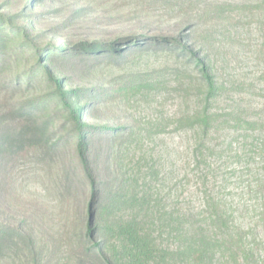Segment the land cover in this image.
Segmentation results:
<instances>
[{"label": "trees", "instance_id": "trees-1", "mask_svg": "<svg viewBox=\"0 0 264 264\" xmlns=\"http://www.w3.org/2000/svg\"><path fill=\"white\" fill-rule=\"evenodd\" d=\"M246 3L261 10L264 30V0ZM18 19V13L0 12V153L42 148L56 156L73 144L78 183L96 204L75 232L77 246L46 243L31 221H0V264H264V107L237 97L220 107L229 90L209 56L187 52L175 37L44 43ZM150 51L170 52L195 73L193 107L165 126L159 116L140 130L109 124L100 113L107 89L69 82L68 71H101ZM136 85L130 81L119 90L134 92ZM168 125L177 133L171 146L141 156L131 170L120 169L124 155L138 154L139 143H154ZM102 149L108 151L106 176L98 164ZM228 162L241 168L239 179L250 177L249 202L231 204L208 186ZM193 177L199 183L192 184ZM184 186L186 196L177 193Z\"/></svg>", "mask_w": 264, "mask_h": 264}, {"label": "rangeland", "instance_id": "rangeland-1", "mask_svg": "<svg viewBox=\"0 0 264 264\" xmlns=\"http://www.w3.org/2000/svg\"><path fill=\"white\" fill-rule=\"evenodd\" d=\"M246 2L0 0V12L18 13V23L31 25L44 43L112 42L137 34L175 37L189 47L187 52L192 49L200 56H209L229 90L220 100V107L227 106L231 98L237 97L250 101L255 108H262V12L256 5L251 8ZM184 62L170 52L150 51L133 55L125 65L113 67L107 64L101 71L83 73L71 70L67 75L74 87L107 89L110 96L100 112L107 123L136 125L140 130L157 116L164 120L165 126L172 116L193 107L198 91L197 87H191L195 73L191 69L186 71ZM134 80L137 83L134 92L119 90L121 85ZM170 130L171 127L166 126V131L162 130L161 136L152 144L146 143L143 147V142L139 143L138 154L124 155L119 163L120 169L131 170L139 165L141 156L148 158L171 146L177 133ZM184 138L185 144L187 137ZM106 152L102 149L97 153L103 176L108 175ZM80 170L71 143L64 148L63 154L56 156L42 148L27 150L19 156L0 153V221L7 224L31 221L46 243L51 244L56 239L57 244L70 241L69 244L77 246L75 232L87 224L92 205L96 204L91 191L78 183L77 172ZM239 171H242L239 166L228 162L217 170L208 186L221 191L231 204L243 199L249 202L251 194L246 186L250 177L245 175L239 179ZM190 180L192 184L199 183L197 177ZM185 189V186L179 187L177 193L182 194ZM193 202L196 206L200 203L198 197ZM66 233L69 236L63 241L61 237Z\"/></svg>", "mask_w": 264, "mask_h": 264}]
</instances>
